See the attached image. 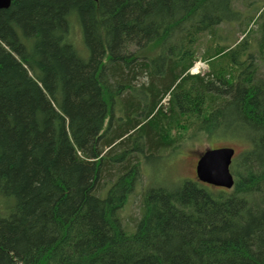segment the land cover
Wrapping results in <instances>:
<instances>
[{
	"label": "trees",
	"instance_id": "16d2710c",
	"mask_svg": "<svg viewBox=\"0 0 264 264\" xmlns=\"http://www.w3.org/2000/svg\"><path fill=\"white\" fill-rule=\"evenodd\" d=\"M235 1L10 0L0 10V264H264V77L254 60L264 24L255 52L247 36L217 41L221 24H240ZM203 36L214 40L209 72L190 75ZM198 137L247 145L232 160L233 187L195 178L149 188L126 231L118 211L140 161Z\"/></svg>",
	"mask_w": 264,
	"mask_h": 264
},
{
	"label": "rangeland",
	"instance_id": "374dc122",
	"mask_svg": "<svg viewBox=\"0 0 264 264\" xmlns=\"http://www.w3.org/2000/svg\"><path fill=\"white\" fill-rule=\"evenodd\" d=\"M233 6L243 12L238 23H224L216 29V39H220L221 44L227 46L233 45L236 41L239 42L243 37H250L252 49L256 47L258 39H260V29L263 28L264 24V0H236ZM262 12V13H261ZM261 13L260 17L258 15ZM251 19L249 22L248 20ZM70 40L73 44L77 53L86 58L88 51L83 43L82 33L80 26L74 19L70 20ZM262 30V29H261ZM210 40L212 43L214 40L208 37H201L197 46L195 59L193 65L188 70L190 75L203 76L209 72V62L204 59L207 56H212L215 49L212 47V52L208 55L206 50L210 44L206 42ZM224 39V40H221ZM208 43V44H207ZM260 54L255 52L254 60L258 65V77H264V47ZM210 63L213 59L209 58ZM198 65V66H197ZM225 64H222L224 67ZM147 79L145 76H140L137 79L138 84L146 83ZM137 85V84H135ZM159 106L164 111L167 109V96L163 97ZM179 128L173 124L172 135L177 137ZM181 134V133H180ZM220 148V147H231L235 150V156H238L243 152L247 145L237 138L225 137V138H214L207 139L204 137H198L186 142L179 144L177 152L173 150L164 151L163 156L155 155L149 158L147 161L141 160L140 177L134 186V189L130 193L125 206L118 211V216L121 219L124 229L128 232L133 230L134 222L140 217V206L141 198L144 191L152 187H164L167 189H174L184 180H194L195 166L198 157L208 148ZM109 185H106L103 190L101 197L106 196ZM101 193V191H100Z\"/></svg>",
	"mask_w": 264,
	"mask_h": 264
},
{
	"label": "water",
	"instance_id": "95a60500",
	"mask_svg": "<svg viewBox=\"0 0 264 264\" xmlns=\"http://www.w3.org/2000/svg\"><path fill=\"white\" fill-rule=\"evenodd\" d=\"M96 1V0H94ZM10 0H0V10L6 9ZM235 150L231 147L208 148L198 157L195 166L197 180L216 188L231 189L234 184L230 166Z\"/></svg>",
	"mask_w": 264,
	"mask_h": 264
},
{
	"label": "built area",
	"instance_id": "2783aa9c",
	"mask_svg": "<svg viewBox=\"0 0 264 264\" xmlns=\"http://www.w3.org/2000/svg\"><path fill=\"white\" fill-rule=\"evenodd\" d=\"M198 66V65H197Z\"/></svg>",
	"mask_w": 264,
	"mask_h": 264
}]
</instances>
